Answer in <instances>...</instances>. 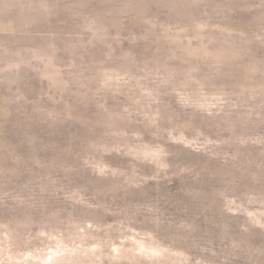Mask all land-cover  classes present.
<instances>
[{"label":"rangeland","instance_id":"1","mask_svg":"<svg viewBox=\"0 0 264 264\" xmlns=\"http://www.w3.org/2000/svg\"><path fill=\"white\" fill-rule=\"evenodd\" d=\"M0 264H264V0H0Z\"/></svg>","mask_w":264,"mask_h":264}]
</instances>
